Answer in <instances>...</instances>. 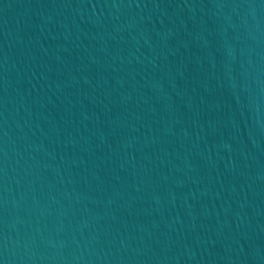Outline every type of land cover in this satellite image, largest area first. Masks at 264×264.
Listing matches in <instances>:
<instances>
[{
	"label": "water",
	"instance_id": "water-1",
	"mask_svg": "<svg viewBox=\"0 0 264 264\" xmlns=\"http://www.w3.org/2000/svg\"><path fill=\"white\" fill-rule=\"evenodd\" d=\"M0 264H264V0H0Z\"/></svg>",
	"mask_w": 264,
	"mask_h": 264
}]
</instances>
